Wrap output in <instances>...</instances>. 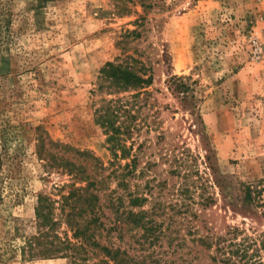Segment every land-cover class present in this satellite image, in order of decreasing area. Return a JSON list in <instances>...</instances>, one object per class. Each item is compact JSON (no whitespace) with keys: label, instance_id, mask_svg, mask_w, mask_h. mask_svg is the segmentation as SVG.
Here are the masks:
<instances>
[{"label":"rangeland","instance_id":"374dc122","mask_svg":"<svg viewBox=\"0 0 264 264\" xmlns=\"http://www.w3.org/2000/svg\"><path fill=\"white\" fill-rule=\"evenodd\" d=\"M136 28L126 53L153 82L129 99L138 125L128 145L144 170L131 188L140 185L149 208L190 185L196 215L179 221L188 243L192 226L264 232V208L242 203V183L264 178V0H0V264H72L30 246L37 195L57 199L69 180L46 168L39 134L111 165L93 93L101 68L126 60L118 41Z\"/></svg>","mask_w":264,"mask_h":264},{"label":"trees","instance_id":"16d2710c","mask_svg":"<svg viewBox=\"0 0 264 264\" xmlns=\"http://www.w3.org/2000/svg\"><path fill=\"white\" fill-rule=\"evenodd\" d=\"M143 20L140 16L136 23L144 25ZM140 36L138 28L121 35L118 45L126 60L108 61L93 93L100 96L95 101L96 124L108 136L114 156L110 166L90 150L39 134L38 153L46 168L69 180L56 186L57 199L43 192L37 195L32 252L69 257L72 264H264V232L252 235L234 226L224 236L200 235L192 226L187 242L179 221L196 215L187 202L190 185L177 189L181 198L174 203L165 206L158 199L149 208L140 185L131 188L133 178L143 176L144 170L137 174L135 142L128 145L138 125L137 105L129 99L140 98L153 82L142 61L126 53L128 39ZM242 203L249 209L264 208V178L242 183Z\"/></svg>","mask_w":264,"mask_h":264},{"label":"built area","instance_id":"2783aa9c","mask_svg":"<svg viewBox=\"0 0 264 264\" xmlns=\"http://www.w3.org/2000/svg\"><path fill=\"white\" fill-rule=\"evenodd\" d=\"M255 46H256V47H255L256 52H259V50H260V46H259V44L256 43Z\"/></svg>","mask_w":264,"mask_h":264}]
</instances>
